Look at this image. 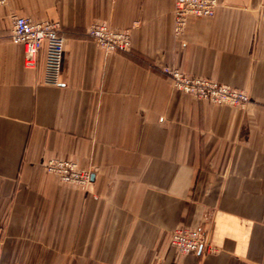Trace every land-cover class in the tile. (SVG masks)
Returning a JSON list of instances; mask_svg holds the SVG:
<instances>
[{
    "label": "crops",
    "instance_id": "1",
    "mask_svg": "<svg viewBox=\"0 0 264 264\" xmlns=\"http://www.w3.org/2000/svg\"><path fill=\"white\" fill-rule=\"evenodd\" d=\"M172 33L173 0H6L0 7V264H264V0H216ZM11 16L65 39L56 85L33 70ZM95 23L126 29L104 52ZM242 91L244 107L172 88L165 69ZM90 170L87 190L44 170ZM211 253L180 254L178 228Z\"/></svg>",
    "mask_w": 264,
    "mask_h": 264
},
{
    "label": "built area",
    "instance_id": "2",
    "mask_svg": "<svg viewBox=\"0 0 264 264\" xmlns=\"http://www.w3.org/2000/svg\"><path fill=\"white\" fill-rule=\"evenodd\" d=\"M5 3L6 0H0V7ZM216 7V0H173V36L178 38L183 34L188 18L212 17ZM87 34L106 53H124L130 49V34L126 29L115 30L105 23H95L88 28ZM10 42L22 46L23 66L29 70L35 69L38 51L44 47L45 83L57 84L61 56L65 48V39L60 34L59 23L11 16ZM164 74L175 91L198 101L232 107H244L249 103L248 96L242 91L215 81L191 77L175 68L165 69ZM44 170L56 175L62 183L82 190H87L92 181L90 170L79 169L76 164L68 161L48 160L44 164ZM169 243L180 254H207L214 251L201 229L187 227L175 229L170 235Z\"/></svg>",
    "mask_w": 264,
    "mask_h": 264
}]
</instances>
